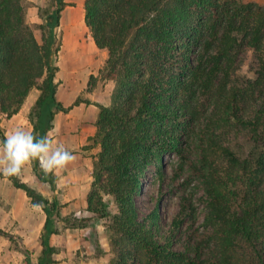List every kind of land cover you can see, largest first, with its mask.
<instances>
[{
    "label": "trees",
    "instance_id": "trees-1",
    "mask_svg": "<svg viewBox=\"0 0 264 264\" xmlns=\"http://www.w3.org/2000/svg\"><path fill=\"white\" fill-rule=\"evenodd\" d=\"M66 5L50 0L40 22L30 24L23 0H0V113L16 114L37 89L27 120L30 131L50 140L57 112L92 103L76 97L64 105L57 98L55 31ZM83 9L95 46L107 50L99 74L115 83L108 105L93 103L96 130L88 140L99 150L92 156L85 198L87 211L111 218L106 226L111 264H264V5L84 0ZM247 53L253 57L251 76L239 73L240 56ZM184 133L194 138L207 231L179 249L161 233L158 206L142 216L135 198L140 177L159 165L164 152L184 156ZM30 166L39 181L55 188L54 172L44 175L38 161ZM9 178L45 214L36 262L19 236L0 229V238L26 264L56 263L51 237L59 233L63 204L19 176ZM105 196L112 198L115 213ZM181 206L184 210V201Z\"/></svg>",
    "mask_w": 264,
    "mask_h": 264
},
{
    "label": "rangeland",
    "instance_id": "rangeland-1",
    "mask_svg": "<svg viewBox=\"0 0 264 264\" xmlns=\"http://www.w3.org/2000/svg\"><path fill=\"white\" fill-rule=\"evenodd\" d=\"M23 1L25 5L26 20L30 24L39 23V14L43 13L44 10L49 9L50 7V0ZM75 1H66L67 5L61 10V13L66 8H74L77 6L83 8L84 0L80 3H76ZM256 1L264 5V0ZM80 11L81 10L77 9L75 12L80 14ZM71 13L72 11L69 10L64 12V21L67 22L69 17L73 15H71ZM66 22L64 23L66 24ZM83 27L86 33L85 37H87V34L90 33V31H88V28L84 24V18ZM63 32L62 34L60 33L59 26L56 28V39L60 43V50L55 59V63L58 66L56 77L60 80L59 87L61 84H64L59 97V90H57L58 100L64 105H69L76 99V97H81V99H89L88 97H90V95L91 97H94L93 92L97 93L95 94V97L104 95L105 85L108 84L109 81L115 85L113 80L101 78V74H99V70L104 65V59L97 54L98 50L95 49L96 53L94 60L78 70V74L75 75L76 77L79 76V82H77L76 77L72 75L67 68L69 67L68 64L70 66L72 65L73 69L78 66L79 62H77L76 59V51L79 48V39L76 38L73 42L75 44L72 45L71 38H67L66 47L69 55H66L68 57L67 62L64 57L65 52L61 51L62 40L64 39ZM36 36L38 39L40 38L39 30L36 31ZM70 46L72 48H70ZM240 57L239 73L245 76H251L253 66L252 55L247 53L242 54ZM79 61L85 62V59L79 58ZM90 75H93L94 78L91 79V87L88 89ZM114 85L111 92L113 91ZM32 92L38 93V90L33 88ZM95 102L96 101L90 104ZM0 115H2L0 121L2 118L6 117L2 113H0ZM26 124L29 125V127L31 126L29 122ZM53 133L54 131L51 130V139ZM193 139V136L184 133V156H179L173 151L164 152L162 154L159 165L157 167L149 168L147 171L148 174L140 177L138 182L139 188L135 198V204L142 216L146 215L155 206H158V221L161 233L168 235L172 239L174 247L179 249H185L188 245H191L195 237L206 236L207 231L203 218L205 213V195L199 178V172L195 168L198 156L194 149ZM85 146H97L99 148L98 145H90V142ZM48 198H52V196ZM105 201L108 202L109 209L112 213H115L117 208L112 198L105 196ZM183 201L184 210H181ZM59 202L63 204L61 210L63 218L57 221L59 233L51 238V244L56 248V253L54 254L58 258L56 262L65 260V264H90V261L96 258V261L99 264H111L113 261V254L110 251L106 231V226L110 223L111 218H97L95 214L87 211L86 208L80 209L79 211H66L64 208L65 203L61 199ZM73 228H77V237H71L68 232H65V229H68L70 233V230ZM82 237H87V240H82ZM95 241H98L102 252L96 250ZM8 245L9 248L13 250V256H11V259H9L8 262L14 264H26L24 261L25 256L14 250L12 243H8ZM25 246L30 251L31 261L36 262L41 250L36 253L32 248V244Z\"/></svg>",
    "mask_w": 264,
    "mask_h": 264
},
{
    "label": "crops",
    "instance_id": "crops-1",
    "mask_svg": "<svg viewBox=\"0 0 264 264\" xmlns=\"http://www.w3.org/2000/svg\"><path fill=\"white\" fill-rule=\"evenodd\" d=\"M82 1L83 0H76L75 2L80 3ZM77 9L81 10L80 14L82 15L83 29V34L78 42L79 52L78 50L76 51V59L79 63L75 69H72L69 64V67L67 68L74 76L78 74V70L94 60L96 53L95 49L98 50L97 54L101 56L104 61L107 57V50L98 49L95 46L90 33L85 37L86 33L83 27V8L81 6L66 8L62 11L59 30L64 12L69 10L74 13ZM60 33L62 34V31H60ZM65 34L64 39L62 40L61 51L65 52L64 57L68 62V57L66 56L68 55V52L65 45ZM79 58L85 59V62H80ZM76 80L79 82V76L76 77ZM113 85L114 84L109 81L108 84L105 85L104 95L95 97V94L97 93L93 92L94 97H91L90 95L88 98L91 102L96 101L100 104L108 105L110 103V93ZM63 87L64 84H61L58 89V97L60 91L63 90ZM37 95V92L33 93L31 90L16 114L9 118H2L0 121V127L5 136L16 128H22L26 131L31 130V126L29 127V125L26 124L28 123L26 117ZM97 113L98 108L94 104L80 103L67 113L57 112L55 114L53 128L51 129L54 131L51 139L52 146L55 148L56 146L62 145L70 150L74 155V160L65 168L54 171L56 173V180L55 188L53 190L47 182L39 181L37 177L32 174L30 165H25L19 175L23 182L33 186L41 194L48 197H56L58 200L61 199L65 203L64 208L66 211H79L80 209L86 208L85 198L92 181V155L95 154L99 148L97 146L86 147L85 145L89 143L88 138L95 133L96 127L94 122ZM0 117H2V115H0ZM44 221L45 214L41 207L33 205L26 192L15 187L9 177L0 175V229L21 237L22 241L27 246L32 244V248L37 253L41 250L38 238L43 228ZM65 232H68L71 237H77V228L70 230V233L68 229H65ZM81 239L86 241L87 237H82ZM11 256H13V250L9 248L7 240L0 238V264H14L8 262V260L11 259ZM54 258L56 260L58 259L55 255ZM53 264H65V260ZM90 264L99 263L95 258L90 261Z\"/></svg>",
    "mask_w": 264,
    "mask_h": 264
},
{
    "label": "clouds",
    "instance_id": "clouds-1",
    "mask_svg": "<svg viewBox=\"0 0 264 264\" xmlns=\"http://www.w3.org/2000/svg\"><path fill=\"white\" fill-rule=\"evenodd\" d=\"M74 160L73 153L62 145L53 148L52 141L32 131L16 128L0 139V175L14 177L34 161L44 175L65 168Z\"/></svg>",
    "mask_w": 264,
    "mask_h": 264
},
{
    "label": "bare ground",
    "instance_id": "bare-ground-1",
    "mask_svg": "<svg viewBox=\"0 0 264 264\" xmlns=\"http://www.w3.org/2000/svg\"><path fill=\"white\" fill-rule=\"evenodd\" d=\"M73 14V15H72ZM72 16L69 17V19L66 21H64V17L62 18V23H61V27H60V31H64V34H65V45H67V38L70 37L71 38V44H75L73 43L74 40L77 38L80 40V37L82 36L83 34V31H82V25H81V22H82V17H81V14L77 13V12H74V13H71ZM81 21V22H80ZM66 22V24L64 23ZM80 29V30H78ZM70 48H72L70 46ZM75 48V47H74ZM72 69H73V66L71 65L70 66Z\"/></svg>",
    "mask_w": 264,
    "mask_h": 264
}]
</instances>
